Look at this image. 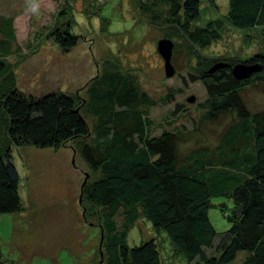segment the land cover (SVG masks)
Instances as JSON below:
<instances>
[{"label":"trees","instance_id":"trees-1","mask_svg":"<svg viewBox=\"0 0 264 264\" xmlns=\"http://www.w3.org/2000/svg\"><path fill=\"white\" fill-rule=\"evenodd\" d=\"M28 1L30 9L17 17L34 27L32 36L40 31L30 19L41 12L48 38L64 53L73 50L78 44L68 19L73 0ZM204 1L214 4L137 0V7L153 26L177 28L201 50L219 42L226 29L219 19L194 25ZM227 20L237 30L257 29V35L264 36V0H230ZM15 22L8 19L7 27H0V51L21 43L24 24ZM220 62L196 67L190 78L207 92L202 122L229 117L231 123L216 145L199 141L182 152L188 131L164 130L154 136L150 110L157 101L142 89L137 76L121 67L104 62L85 96L60 91L36 96L19 89L17 67L0 58V216L24 211L13 146L58 150L76 142L74 153L85 163L82 199L95 213L86 219L96 217L102 233L99 264H161L156 240L135 248L128 245L129 232L143 218L168 234L188 264H233L240 253L245 254L242 264H264V109L252 111L243 96L250 86L264 89V53L244 62L259 68L247 79H237V64L229 61L211 71ZM215 198L233 204L227 217L231 227L215 249L219 254L209 256L206 249H212L219 237L210 219Z\"/></svg>","mask_w":264,"mask_h":264},{"label":"rangeland","instance_id":"rangeland-1","mask_svg":"<svg viewBox=\"0 0 264 264\" xmlns=\"http://www.w3.org/2000/svg\"><path fill=\"white\" fill-rule=\"evenodd\" d=\"M30 7L28 0H0L1 30L7 27L8 19L24 24L26 18L18 17ZM229 11L230 0L202 3L200 17L194 25L205 26L219 19L226 29L219 42L198 50L177 28L153 26L150 18L139 11L137 0H73L68 17L78 37L73 50L64 53L48 38L49 30L45 31L39 19L43 13L38 12L30 21L40 33L32 36L34 27L24 24L23 35L19 33L21 43L9 44L8 49L0 51V58L17 67L19 89L36 96L55 91L85 96L86 87L101 72L104 62L121 67L137 76L142 89L157 101L150 110V118L156 125L154 136L164 130L188 131V140L180 145L182 152H188L199 141L216 145L231 123L229 117L202 122L201 105L207 100V92L201 82L191 81L196 67H210V60L244 64L264 53V36L257 35V29L233 28L227 20ZM250 35L254 36L249 40ZM164 39L174 43L172 63L176 74L171 78L166 77L165 61L158 52V44ZM243 96L252 111L264 109L262 86H250ZM191 98L195 101L190 102ZM72 146H77L76 142L58 150L12 147L21 176L24 211L0 216V264H99L101 261V229L96 217L86 219L95 213L81 199L85 163ZM212 204L210 219L219 237L212 249H206L209 256L215 254L221 236L231 227L227 217L233 207L226 198H215ZM121 221L119 215V228ZM151 239L159 245L161 264H188L186 257L176 252L168 234L155 230L146 218L132 227L127 242L130 248H135ZM244 255L240 253L233 264H242Z\"/></svg>","mask_w":264,"mask_h":264},{"label":"water","instance_id":"water-1","mask_svg":"<svg viewBox=\"0 0 264 264\" xmlns=\"http://www.w3.org/2000/svg\"><path fill=\"white\" fill-rule=\"evenodd\" d=\"M173 49H174V43L169 39H164L160 41L158 44V52L165 61V72L167 78H171L176 74V70L172 63ZM226 66H227L226 63H218L217 65L214 66V68L211 71H214L215 68L226 67ZM258 70H259L258 67H254L252 65H247L242 63V64H237L233 67V74L236 76L237 79L242 80V79L250 78L251 75L257 72ZM194 101H195L194 98L190 99V102H194ZM81 199H82V195H81Z\"/></svg>","mask_w":264,"mask_h":264}]
</instances>
